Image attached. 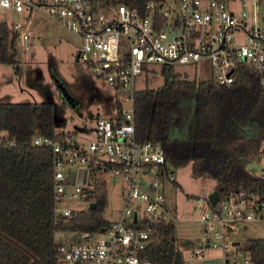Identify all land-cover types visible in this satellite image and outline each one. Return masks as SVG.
I'll use <instances>...</instances> for the list:
<instances>
[{
    "label": "built area",
    "instance_id": "2783aa9c",
    "mask_svg": "<svg viewBox=\"0 0 264 264\" xmlns=\"http://www.w3.org/2000/svg\"><path fill=\"white\" fill-rule=\"evenodd\" d=\"M0 10L19 14L8 23L26 49L33 11L77 35V59L114 95V111L96 117L92 139L38 134L31 140L51 148L55 221L89 205L98 166L109 164L104 176L120 178L125 186L118 219L99 232H64L76 238L56 240L58 259L62 264H154L145 251L157 235L156 225L178 222L166 195L175 169L160 142L136 134L135 93L142 89L136 87L137 77L162 66L208 65V79L231 86L236 69L248 65L264 83V0H146L142 9L106 0H0ZM81 169L86 182L80 181ZM146 174L151 175L148 186L142 179ZM68 200L86 204L67 207ZM187 200L204 209L186 221L198 225L199 235L184 264H197L196 259L204 260L201 264H251L235 236L240 224L264 221L261 197L237 189L219 193L214 204L209 194L187 195Z\"/></svg>",
    "mask_w": 264,
    "mask_h": 264
},
{
    "label": "trees",
    "instance_id": "16d2710c",
    "mask_svg": "<svg viewBox=\"0 0 264 264\" xmlns=\"http://www.w3.org/2000/svg\"><path fill=\"white\" fill-rule=\"evenodd\" d=\"M123 2L142 9L146 0ZM16 37L0 21V63H17ZM163 83L135 93V130L139 139L158 141L174 169L191 165L194 176L215 180L220 195L242 189L264 201V173L247 164L264 152V83L248 65L235 71L231 86L211 79L188 78L174 67L159 70ZM98 117V116H97ZM56 132L50 101H0V264H62L58 232H99L110 221L105 171L92 175L91 202L68 219L55 221L53 163L50 147L32 145L35 135ZM252 168V167H251ZM101 169V171H100ZM103 171V172H102ZM157 235L145 251L154 264H184L174 237L175 225H156ZM251 264H264V238L242 242Z\"/></svg>",
    "mask_w": 264,
    "mask_h": 264
},
{
    "label": "rangeland",
    "instance_id": "374dc122",
    "mask_svg": "<svg viewBox=\"0 0 264 264\" xmlns=\"http://www.w3.org/2000/svg\"><path fill=\"white\" fill-rule=\"evenodd\" d=\"M12 23L19 18L14 11L0 10V18ZM28 49L17 42V63H0V101L32 102L50 101L53 104V119L56 132L71 134L76 140H90L94 136L97 116H106L114 111L112 89L91 73L89 67L77 59L80 38L66 29L55 19L40 11L32 12L29 28ZM157 70V67H155ZM176 70L188 78L208 79L211 75L208 65H179ZM163 83L160 72L143 73L136 80L138 88H157ZM264 146V145H263ZM250 170L255 174L264 173V152H259ZM85 170L81 169V182H86ZM174 184L166 188L168 203L176 213L174 237L184 260L189 258L188 251L197 244L199 227L186 223L195 213H200L195 201H188L187 195L209 194L217 190L215 180L207 176H194L191 165L174 170ZM107 180V202L103 216L109 221L117 220L123 205L124 182L113 178ZM150 174L142 179L146 186ZM83 200L66 201L67 207L83 206ZM63 236L76 238L74 234L58 232L56 240ZM242 241L264 238V221L242 223L237 227L235 236ZM202 259L193 263L201 264Z\"/></svg>",
    "mask_w": 264,
    "mask_h": 264
},
{
    "label": "water",
    "instance_id": "95a60500",
    "mask_svg": "<svg viewBox=\"0 0 264 264\" xmlns=\"http://www.w3.org/2000/svg\"><path fill=\"white\" fill-rule=\"evenodd\" d=\"M255 166H256V164L253 162H250L247 164L248 168L255 167ZM218 197H219V191L218 190H214L213 192L209 193V200L212 204H214L217 201ZM89 207H95V203L90 202Z\"/></svg>",
    "mask_w": 264,
    "mask_h": 264
},
{
    "label": "crops",
    "instance_id": "0c3cea01",
    "mask_svg": "<svg viewBox=\"0 0 264 264\" xmlns=\"http://www.w3.org/2000/svg\"><path fill=\"white\" fill-rule=\"evenodd\" d=\"M57 234H58V233L55 234V239H56ZM62 238H64V237H62ZM62 238H61V239H62ZM58 240H59V239H58Z\"/></svg>",
    "mask_w": 264,
    "mask_h": 264
}]
</instances>
